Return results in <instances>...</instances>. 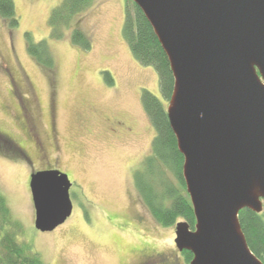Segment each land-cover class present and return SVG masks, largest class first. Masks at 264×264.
Wrapping results in <instances>:
<instances>
[{"label": "rangeland", "instance_id": "obj_1", "mask_svg": "<svg viewBox=\"0 0 264 264\" xmlns=\"http://www.w3.org/2000/svg\"><path fill=\"white\" fill-rule=\"evenodd\" d=\"M13 2L18 24L0 17V134L24 152L0 143V190L22 226L18 240L45 264H134L146 255L150 264H189L174 243L175 224L160 225L134 184L155 136L141 93L162 97L157 72L133 57L122 35L131 2L93 0L59 39L50 37L49 16L61 0ZM75 27L89 49L72 42ZM26 32L46 41L51 68L28 53ZM114 122L124 124L118 133L109 131ZM40 172L70 182L72 212L52 231L34 226L31 177Z\"/></svg>", "mask_w": 264, "mask_h": 264}, {"label": "water", "instance_id": "obj_2", "mask_svg": "<svg viewBox=\"0 0 264 264\" xmlns=\"http://www.w3.org/2000/svg\"><path fill=\"white\" fill-rule=\"evenodd\" d=\"M144 13L174 78L166 112L183 155L195 224L175 223L190 264H264L239 211L264 201V0H131ZM65 176L31 177L34 226L45 232L72 212Z\"/></svg>", "mask_w": 264, "mask_h": 264}, {"label": "trees", "instance_id": "obj_3", "mask_svg": "<svg viewBox=\"0 0 264 264\" xmlns=\"http://www.w3.org/2000/svg\"><path fill=\"white\" fill-rule=\"evenodd\" d=\"M132 7L125 10L122 35L133 57L142 65L155 69L159 79V91L163 100L170 98L174 78L164 53L150 23L141 9L131 0ZM93 0H61L53 7L49 16L50 37L59 39L63 30L74 23L75 17L92 5ZM0 17L10 27L18 24L13 0H0ZM27 51L42 66L51 68L53 58L45 40L35 42L26 32ZM71 40L83 49H89L91 42L80 28H73ZM103 75L109 85L113 78L108 71ZM160 97L147 89L141 93L142 105L155 129L151 153L139 169L134 172V184L141 199L154 219L169 227L179 218L194 229L195 216L190 197L182 176L183 155L179 152L176 137L170 127L166 105ZM0 143L23 151L7 137L0 135ZM170 173L176 184L167 177ZM264 205V201H263ZM239 221L251 251L264 263V213L244 208L239 211ZM22 232L20 222L12 218L6 199L0 190V264H45L30 244L18 240ZM187 263L193 257L188 250L181 251Z\"/></svg>", "mask_w": 264, "mask_h": 264}, {"label": "flooded vegetation", "instance_id": "obj_4", "mask_svg": "<svg viewBox=\"0 0 264 264\" xmlns=\"http://www.w3.org/2000/svg\"><path fill=\"white\" fill-rule=\"evenodd\" d=\"M167 103H168V101H167ZM166 106H167V104H166ZM144 108V107H143ZM145 110V109H144ZM146 112V111H145ZM113 124V128L111 129V130H109V131H113V132H116V133H118V132H120V129H119V127L121 126V128H124L123 127V123H120V122H114V123H112ZM28 132H29V130H28ZM1 135V134H0ZM28 135H29V137L33 140V142L35 143V145L37 144L36 143V140H35V136L32 134V133H28ZM23 152H24V147L23 146H19L18 144H16ZM41 155L42 156H45V151H44V147H43V145H42V152H41ZM142 200V199H141ZM150 258L148 257V255H146V256H142L141 258H139V260L136 262V263H134V264H150V261L151 260H149ZM160 264V263H159ZM171 264H176V263H171Z\"/></svg>", "mask_w": 264, "mask_h": 264}]
</instances>
